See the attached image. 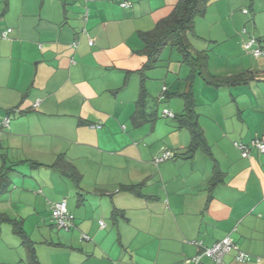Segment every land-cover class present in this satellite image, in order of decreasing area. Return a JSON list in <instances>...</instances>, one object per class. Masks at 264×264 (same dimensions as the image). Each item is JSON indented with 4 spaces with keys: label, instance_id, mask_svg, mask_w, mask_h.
I'll return each instance as SVG.
<instances>
[{
    "label": "crops",
    "instance_id": "1",
    "mask_svg": "<svg viewBox=\"0 0 264 264\" xmlns=\"http://www.w3.org/2000/svg\"><path fill=\"white\" fill-rule=\"evenodd\" d=\"M4 2L10 16L5 22L12 31L3 38L0 30V120L15 116L0 132L4 150L0 168L8 160L51 165L64 153L81 174L79 187L74 184L77 201L63 198L75 216L72 232L50 234L47 243L30 237L41 263L195 264L191 259L200 256L197 264H264V154L252 149L249 157H243L235 146L239 140L264 139V54L257 67H247L244 56L225 52L234 44L240 49V42L252 35L248 29L246 35L241 32V13L226 8L230 16L220 10L218 14L228 17L217 18L213 12L208 20L207 10L196 21L195 39L215 47L210 71L222 77L246 73L251 78L234 86L200 84L197 111L212 156L198 150L185 157L190 133L178 129L176 122L169 137L175 136L172 148L179 155L156 163L154 158L167 147L155 146L148 133L138 132L144 123L133 117L143 85L138 70L147 61L138 52L143 48L139 33L152 29L173 5L167 1L162 5V0ZM262 12L254 9L252 17L264 47ZM182 130L188 132L183 133L185 139ZM41 157L50 161L36 159ZM214 162L222 174L211 187ZM46 167L59 175L50 182L65 187L60 194L70 192L63 180L70 178L58 168ZM16 174L22 175L13 181L18 185L0 195V212L23 227L32 217L38 227L61 195L51 197L49 180L26 177L18 169L11 178ZM151 177L157 183L149 181ZM138 183L143 185L137 192L122 189L123 184ZM91 187L107 191L108 200L98 202L89 215L82 191ZM9 223H0V264H29L26 247L3 228ZM11 231L14 234L12 227ZM226 236L250 260H237L236 250L221 263L203 253Z\"/></svg>",
    "mask_w": 264,
    "mask_h": 264
},
{
    "label": "rangeland",
    "instance_id": "2",
    "mask_svg": "<svg viewBox=\"0 0 264 264\" xmlns=\"http://www.w3.org/2000/svg\"><path fill=\"white\" fill-rule=\"evenodd\" d=\"M16 2V0H9V2ZM164 3L162 5L165 4V2L167 1L168 4L173 5V7L175 6V4L179 1V0H162ZM257 1V8L254 6V2ZM232 3H227V0H212L209 7H208V13L210 15H208V20L211 18V13L214 12V15H216L217 18L220 17H228L230 16V12H228L229 10H226V8H231L232 10H238L241 15L243 16L242 19H239L240 21H242V25H241V29H242V33L244 28L248 29V33H252L251 36L257 37L256 32H255V27L254 26V21H253V17H252V11H254V9L256 11H260L261 14H263V10H264V0H245V2H241V0H231ZM4 0H0V30H3L5 28H7V22H5L6 19H10L9 16V12L6 11L5 12V8H6V4H4ZM244 8L248 9V13H245ZM220 10H224V15L228 16H224L221 14H218V11ZM5 12V13H4ZM207 14V13H206ZM9 16V17H8ZM238 19V18H235ZM199 20V19H198ZM264 22V19H262V15L259 18V23L262 24ZM228 21H223V24H228ZM250 31V32H249ZM253 31V32H252ZM246 35V32L244 33ZM3 38L0 36V40H2ZM249 38L244 39L242 42H240V49L238 46H236L235 44L233 45V48H229L228 51L225 52H231V53H238L240 56H244V65L249 67L251 65H253L254 67H257L258 63H260V61H258L257 59L260 57H255L250 51L246 50L244 48V42L247 41ZM190 41L192 43L193 49L194 50H201L203 48L208 50V54H209V58L211 56H214L215 53V47L212 46V44H210V42H205V41H201V40H196L195 37L190 36ZM222 48H219V50ZM232 49V50H231ZM217 52V51H216ZM217 65V63L215 64ZM191 72V67L188 66L187 64L182 62V57L181 54L178 52V50L175 47H172L170 45L164 47L162 53L160 54V60L157 62L156 66L154 68H151L149 70H147L146 74H147V79H146V83L148 86V97H147V115H148V120L144 122V129L141 128H137L136 130L138 132H140L142 135L143 134H147V139H149V137H151V139L149 140H153V143H156L155 146L157 145V147H161L164 146L165 148L167 147V149L171 150L173 152V157L171 159H169V161L171 160H175L177 158V155H175L174 152H176L177 150L173 149V141H176L175 136H171L172 138L169 137V132L170 130L173 128V126L175 125L177 121V119L175 118H170V117H164L162 115L163 109L167 108L169 110H171L172 112H174L175 114H179L182 112L183 109V99L177 95L176 93H182L184 91H186V88L188 87V78H189V74ZM139 78V77H137ZM135 81V78L133 79ZM167 85L169 87V95H167V97L165 96V98H161V95H163V85ZM203 84V86H205V82L204 80L200 77L197 76L196 79L193 82V91L195 94H198L200 92L199 88L201 87V85ZM131 91V89H130ZM129 92V89L127 90V93ZM122 94V91L119 92V94ZM169 96V98H168ZM123 101L122 103L119 102V104H121V106H123L122 104H124V98H122ZM126 101V98H125ZM122 108V107H120ZM16 110V109H15ZM17 113V110L16 112ZM129 115L126 114L124 116V118ZM14 115H10V118H14ZM129 121L128 122V126L129 128H132V124L131 123V117H129ZM100 128V127H98ZM142 131H141V130ZM143 132V133H142ZM180 133H183L186 135L188 134V132L186 130H182L180 131ZM177 133V134H180ZM171 134H176V133H171ZM187 136V135H186ZM168 138V139H166ZM184 138V135H183ZM158 140L156 142H154L155 140ZM185 139V138H184ZM240 141V140H239ZM147 145V143L145 144ZM150 146V145H149ZM187 149L184 150V153ZM1 153H4V150H0ZM180 152V151H178ZM158 155V154H157ZM36 159H41V161H50L48 158H36ZM11 164L10 160L7 161V165ZM162 164V163H161ZM160 166V165H159ZM17 169L21 172V173H26V177H39V179L43 180H49V182L51 181V178H53L55 180V178H57L58 176L55 175L48 167L46 166H40L37 168H33L30 167V165L28 164V162H24L21 164L17 165ZM32 173V174H31ZM17 176H22L21 174H16L13 175L12 177V184L11 187L14 188L15 185L17 186V182H13L15 180V178H17ZM56 176V177H55ZM89 177V175H87V178ZM21 178V177H20ZM127 178V176H126ZM130 181L129 183H136L134 178L130 179L128 178ZM65 180V184L67 186L70 187V192H66L64 194H60L62 190H65V187H63L62 185H59L57 187L53 186V183L50 182V187H52V190L49 191V194L51 195V197L53 198H57L59 195H61L59 200H62L63 198H67L69 199V197H72V200H75V202L77 201V196L75 194L76 189L74 190L75 187V183L73 180L71 179H63ZM160 180V179H158ZM149 181H154V183H157L155 180V177H151L149 179ZM159 182V181H158ZM84 187V186H83ZM82 187V188H83ZM108 190H110V188H108ZM82 191V190H81ZM82 193L85 196V204L87 206V208L89 207V211L88 214L91 215L92 214V209L95 205L100 206L98 202H100V204H102L103 201L101 200H108V196L105 195V193H107V191H100V190H94V188H85ZM103 193V196H100V194ZM82 194V195H83ZM50 196H47L48 199H51ZM53 201V200H52ZM98 203V204H97ZM93 205V206H92ZM100 207H97V211L100 212ZM70 212V211H69ZM73 214V213H72ZM45 215V216H44ZM74 215V214H73ZM37 215H35L36 218ZM45 221H43L41 224L37 225L35 224L34 220L32 219V217L28 220L25 219L24 222V231L35 241V242H39L40 243L42 241H44L45 239L48 241H45L46 243L50 241L51 236L50 234H67L69 231H66L64 229H60L59 227L56 226L53 217H52V212L51 214H47L44 213L43 214ZM75 217V216H74ZM11 225V226H10ZM9 228V232L10 235H12V237L16 240H18L19 244L20 242H22V237L20 235H18L17 233L11 231V227L13 229V225L11 223L9 224H3V228ZM72 232V231H70ZM115 235V234H114ZM4 236V235H3Z\"/></svg>",
    "mask_w": 264,
    "mask_h": 264
},
{
    "label": "trees",
    "instance_id": "3",
    "mask_svg": "<svg viewBox=\"0 0 264 264\" xmlns=\"http://www.w3.org/2000/svg\"><path fill=\"white\" fill-rule=\"evenodd\" d=\"M211 1L212 0H179L172 11L167 16L161 18L152 29L140 31L139 33L141 40L143 41V48L138 52L145 55L147 61L143 67L138 70V73L141 74L143 85L141 86V93L138 97L136 110L133 115L135 121L139 123L143 121L144 123L148 120L146 111L148 91L144 83L146 79L145 72L156 66L157 62L160 60V54L164 47L168 45L175 47L181 54L182 62L191 67V72L188 78V89L182 93H176L184 102L182 112L179 114L174 113V118L178 121L177 128L187 129L190 133V143L184 153V156L187 158L193 156L198 150L205 152L210 157L212 156L211 147L199 122L196 96L193 91V82L196 77L200 76L206 84L216 87L245 84L251 79L246 73L228 77L214 75L209 69V54L206 50L193 49L190 36H197L195 30L197 18L206 15ZM258 39L260 41V38ZM166 92H168V87L166 91H163L161 98L164 99L165 96L167 97V95L170 94ZM175 155L178 156L179 154L176 153ZM156 158L157 156L154 158V161ZM25 162H28L32 166L45 165L33 160H26ZM18 164L20 163H12L9 165L4 163L0 168V195L7 192L11 187V175L13 172L17 171ZM46 166L58 168L66 177L73 180L77 187H79L81 174L67 159L64 153L58 156L55 163ZM221 174L217 162H214L213 177L210 181L211 187L215 186L220 179ZM142 185V183L130 185L123 184L122 189L137 192ZM2 221L10 222L13 225L15 233L22 237V243L26 247L28 253V263L42 264L38 258L34 242L24 231L22 222L12 220L6 214L0 212V223Z\"/></svg>",
    "mask_w": 264,
    "mask_h": 264
},
{
    "label": "built area",
    "instance_id": "4",
    "mask_svg": "<svg viewBox=\"0 0 264 264\" xmlns=\"http://www.w3.org/2000/svg\"><path fill=\"white\" fill-rule=\"evenodd\" d=\"M123 6L128 5V2H124ZM248 12V10H244ZM12 29L6 28L2 30L1 36L3 38H8ZM243 32H247V29L244 28ZM90 44L94 43V40L90 39ZM77 46V43H74ZM244 48L250 51L255 57H260L264 54V48L262 47L258 38L254 36H250L247 41L244 42ZM167 87H163V91H166ZM39 102H36L34 105L37 106ZM19 111V110H17ZM162 115L164 117L174 118L175 114L171 110L164 108ZM11 118L10 116H6L0 120V132L3 128H7L10 125ZM235 146L241 151L243 157H249L252 149H257L260 153L264 154V139L263 138H255L250 143H244L241 141H236ZM173 156V152L171 150H164L161 156L156 158V163L162 162ZM52 217L57 227L60 229H64L66 231H70L75 225L74 215L69 212L67 199H62L58 202H55L52 206ZM101 226H104L105 223L103 221L100 222ZM197 244H201V242H197ZM231 250H236V259L239 261H248L250 260V255L245 251L241 250L239 246L230 238V236L224 237L222 240L214 243L211 247H207L204 250V254L212 257L217 263H221L223 261L224 256L229 253ZM195 264L200 261V256H196L191 259ZM259 260V259H258Z\"/></svg>",
    "mask_w": 264,
    "mask_h": 264
}]
</instances>
